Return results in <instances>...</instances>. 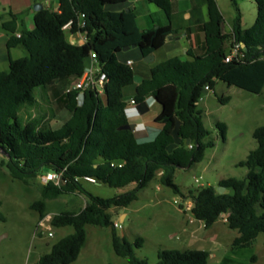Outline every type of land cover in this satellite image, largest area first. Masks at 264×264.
I'll return each mask as SVG.
<instances>
[{
	"label": "trees",
	"instance_id": "trees-1",
	"mask_svg": "<svg viewBox=\"0 0 264 264\" xmlns=\"http://www.w3.org/2000/svg\"><path fill=\"white\" fill-rule=\"evenodd\" d=\"M170 19L175 0H149ZM236 16L231 31L225 32V19L217 0H206L208 20L204 24L206 52L189 59L173 57L151 67V77L136 86L130 100L137 104L153 97L162 107L155 121L162 125L154 139L140 142L136 132L123 127L130 121L125 114L128 101L125 89L134 85V70L127 64L130 53L125 47L136 45L140 59L153 55L177 32L171 24L140 30L129 0H59L58 11L44 8L35 14V29L22 30L17 36L16 18L3 22L11 36L8 48H22L25 55L10 58L9 70L0 71V150L3 165L10 176L28 184L48 173L61 174V182L49 181L40 188L41 200L32 208L40 219L47 216V201L78 194L86 199L81 211H64L51 219L53 228L73 227L74 233L57 242L37 264H72L87 242V226L111 229L114 252L129 264H150L136 255L135 243L116 230L109 211L128 207L138 200V193L159 176L161 186L168 187L193 203V217L209 229L225 215L231 230L238 232L235 248L250 247L264 235V125L255 129L258 146L240 166L247 167L246 178H229L214 186L183 191L176 183L178 169H189L205 159L206 151L215 147L212 132L204 125L199 103L208 86L218 82L235 86L252 94L264 90V0H254L258 17L249 28L243 27L242 13L231 0ZM85 14V27L79 18ZM73 22L71 32L86 35L84 45L72 44L64 26ZM230 42V47L226 46ZM234 43L242 44L244 57L226 62ZM94 52L108 77L105 95L85 92L66 93V109L71 117L53 129L48 118L38 115L22 127L19 114L38 105L36 91L51 83L82 76L90 54ZM222 100H228L223 98ZM225 137L227 126L218 124ZM187 140L191 143L188 145ZM192 146V147H190ZM93 178L97 184L121 189L135 184L128 193L102 198L90 193L84 182ZM183 209V206L180 205ZM6 221L0 202V222ZM210 254L203 250H161L156 264H209Z\"/></svg>",
	"mask_w": 264,
	"mask_h": 264
},
{
	"label": "rangeland",
	"instance_id": "rangeland-1",
	"mask_svg": "<svg viewBox=\"0 0 264 264\" xmlns=\"http://www.w3.org/2000/svg\"><path fill=\"white\" fill-rule=\"evenodd\" d=\"M195 1L197 4L200 2L175 0L172 4L174 21L187 23L182 11ZM217 1L225 17L224 30L230 32L236 10L231 0ZM236 1L242 13L243 27H251L258 17L254 0ZM146 6L152 17L167 20L163 10L149 1H146ZM230 44L228 41L226 46L229 48ZM175 55L186 57L185 50L166 52L167 57ZM141 63L147 64L144 60ZM7 70L8 65L0 66V71ZM74 81L75 78H67L51 83L47 88L37 89L38 105L22 110L19 114L21 126L24 127L31 118L43 115L53 129L61 127L71 117L66 109V89ZM131 88H127V92H131ZM199 109L203 112L205 127L212 132L215 147L206 151L202 162L189 169L177 170L175 183L185 192L207 186L218 189L226 179L247 177L249 169L239 163L245 161L258 146L253 133L264 125V90L261 94H252L218 82L214 90L203 94ZM219 123L227 126L225 137L218 127ZM4 161L5 155L0 150V202L6 217V221L0 222V264H37L57 242L74 233L73 227L53 228V216L64 211H81L86 199L72 194L47 201V216L41 220L39 212L32 205L41 200L40 188L45 185L43 176L25 184L10 176L3 165ZM84 185L90 193L102 198L128 193L136 188L135 184L121 189L90 182H84ZM191 205L190 199H183L173 189L161 186L157 176L138 193V200L128 207L112 208L109 213L117 224L116 230L120 236L132 243L138 238L144 240L143 246L135 251L137 256L148 259L150 264L158 262L161 250L207 251L210 254L209 264H264L263 234L252 246L235 248L233 242L238 232L228 227L225 215L207 229L193 217L189 210ZM86 229V245L72 264H129L126 258L114 252L110 228L88 225Z\"/></svg>",
	"mask_w": 264,
	"mask_h": 264
},
{
	"label": "crops",
	"instance_id": "crops-1",
	"mask_svg": "<svg viewBox=\"0 0 264 264\" xmlns=\"http://www.w3.org/2000/svg\"><path fill=\"white\" fill-rule=\"evenodd\" d=\"M146 1L149 0H139L137 2L129 1V4L132 5V10L135 11L136 22L139 29L148 30L151 28L171 24L172 28L177 33L171 39H168L166 44L161 49L153 54L155 59L150 65L142 64L141 62H143V60L140 59L136 48L132 49L133 51L130 53L131 56L129 57L128 61L133 62L132 69L134 70V73L143 80L150 79L152 64L160 63L173 57H180L178 55L167 57L166 52L179 53L180 50H185L186 57H180L182 59L190 58L188 52L195 56L203 55L206 52L204 24L208 20L206 0H200L199 4H197L196 1L192 2L191 5L183 9L182 13L187 19V23L185 24L182 21H174L172 18V8L170 19L167 16V20L165 18L155 19L149 12V7L146 6ZM37 2V0H0V66H9L10 58L15 60L25 55V52L22 48H8V41L11 34L2 28V23L4 21L10 22L13 17H15L18 27L17 36L22 30L33 31L35 29L36 14V11H34V5ZM149 3L153 4L151 1H149ZM43 5L44 8L46 7L48 9L58 11L60 3L59 0H44ZM68 39L72 44L75 45H84L87 42L86 37L82 33H70L68 35ZM168 42L170 43L168 44ZM196 42H198V44H196ZM69 85L70 84H68L67 88ZM137 85L138 84L135 83L134 85L130 86L132 87L131 92H127L126 88L124 91L125 96L131 98L135 94ZM127 106H130L131 108L127 112V118L130 123L136 124L135 132L137 133L139 141L145 142L154 139L162 128V125L155 121V118L162 109L160 104H158L153 97H148L146 101L137 104L136 106L131 105L128 101ZM157 106L159 107L157 108Z\"/></svg>",
	"mask_w": 264,
	"mask_h": 264
},
{
	"label": "built area",
	"instance_id": "built-area-1",
	"mask_svg": "<svg viewBox=\"0 0 264 264\" xmlns=\"http://www.w3.org/2000/svg\"><path fill=\"white\" fill-rule=\"evenodd\" d=\"M132 2H137L139 0H129ZM73 22H69L64 26V30L69 35L72 29ZM86 25L85 23V14H82L79 18L78 26L79 28H84ZM81 33V32H78ZM83 34V33H82ZM85 37L86 35L83 34ZM20 37V35H18ZM87 40V39H86ZM243 45L239 43H234L231 47L230 53L226 56L225 61L231 62L235 59L241 60L244 57V54L242 53ZM127 64L129 66H133L132 61H127ZM108 83V77L105 72H103L96 53L92 52L90 56L88 57L87 64L85 66V70L81 77L76 78L73 83L69 85L67 88V93L77 91L79 92V95L77 97L79 102H82L83 95L85 92H95L99 97H103L105 95V87ZM206 91H211V89L207 86ZM130 104L133 106H136L137 103L134 100L130 101ZM130 106L125 107V112H128L130 110ZM192 147V146H190ZM61 174L57 173H48L45 176H43V180L45 184H47L49 181H54L56 184H59L61 182ZM87 181L90 183H96V180L93 178H87ZM193 205V203H192ZM192 205L190 206V211L192 208ZM226 217V216H225ZM226 221V219H225ZM117 227V224H116ZM52 235V233L50 234Z\"/></svg>",
	"mask_w": 264,
	"mask_h": 264
},
{
	"label": "water",
	"instance_id": "water-1",
	"mask_svg": "<svg viewBox=\"0 0 264 264\" xmlns=\"http://www.w3.org/2000/svg\"><path fill=\"white\" fill-rule=\"evenodd\" d=\"M37 1H38V2L34 5V11H36V12H38V11L44 9V5H43V1H44V0H37ZM130 10H132V8H131V9H128L127 12H129ZM171 38H172V37H170L169 39H171ZM136 47H137L136 45H134V46H132V47H125V48L123 49V51H124V52H127V51H129V50H131V49H135ZM154 59H155L154 55H150V56L145 57V58H144V61H145L147 64H151V63L154 62ZM142 81H143V79H142L141 77H139V76H137V75L134 76V82H135V83L140 84ZM130 99H131L130 97H125V98H124V101H129ZM123 129H125V130H130V131H132V132H135V131H136V124H135V123H129L128 125H126L125 127H123ZM190 143H191V141H190V140H187V144L189 145ZM225 191H226V188H225V187H219V188H218V192H219L220 194H223Z\"/></svg>",
	"mask_w": 264,
	"mask_h": 264
},
{
	"label": "clouds",
	"instance_id": "clouds-1",
	"mask_svg": "<svg viewBox=\"0 0 264 264\" xmlns=\"http://www.w3.org/2000/svg\"><path fill=\"white\" fill-rule=\"evenodd\" d=\"M126 116H127V112H125Z\"/></svg>",
	"mask_w": 264,
	"mask_h": 264
}]
</instances>
